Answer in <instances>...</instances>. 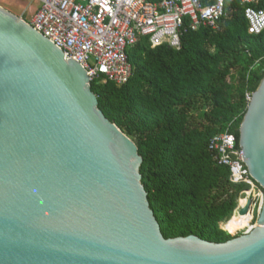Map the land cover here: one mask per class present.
Segmentation results:
<instances>
[{"label": "water", "instance_id": "water-1", "mask_svg": "<svg viewBox=\"0 0 264 264\" xmlns=\"http://www.w3.org/2000/svg\"><path fill=\"white\" fill-rule=\"evenodd\" d=\"M91 87L77 61L0 6V264H264V203L228 242L164 237L138 146ZM239 146L264 190V79Z\"/></svg>", "mask_w": 264, "mask_h": 264}, {"label": "trees", "instance_id": "trees-1", "mask_svg": "<svg viewBox=\"0 0 264 264\" xmlns=\"http://www.w3.org/2000/svg\"><path fill=\"white\" fill-rule=\"evenodd\" d=\"M245 8L228 1L219 30L193 31L187 19L180 50L153 48L143 38L129 52L134 72L127 84L92 83L99 108L138 146L142 183L167 239L234 238L222 225L248 186L231 183L209 145L230 125L239 144L247 93L264 79V31L249 33Z\"/></svg>", "mask_w": 264, "mask_h": 264}, {"label": "built area", "instance_id": "built-area-1", "mask_svg": "<svg viewBox=\"0 0 264 264\" xmlns=\"http://www.w3.org/2000/svg\"><path fill=\"white\" fill-rule=\"evenodd\" d=\"M39 10L29 23L64 54L65 60L77 61L90 83L101 81L118 86L133 76L129 52L143 38L153 48L169 45L181 49V38L188 28L219 30L227 14L228 1L245 6L249 33L264 31V0H37ZM253 93H247L248 104ZM233 125L210 142L214 161L231 172V183L245 184L235 215L251 199V220L243 228L249 233L256 225L264 203V190L251 177L243 150L232 131ZM224 231L229 233L225 228ZM240 230V231H243ZM240 231L231 236H236ZM246 233V234H247Z\"/></svg>", "mask_w": 264, "mask_h": 264}, {"label": "crops", "instance_id": "crops-1", "mask_svg": "<svg viewBox=\"0 0 264 264\" xmlns=\"http://www.w3.org/2000/svg\"><path fill=\"white\" fill-rule=\"evenodd\" d=\"M5 1H8L7 4L9 7H13L16 9L20 8L21 13H20V15H17V16L21 17L22 19H24L26 21H28L29 17L32 19L34 14L38 11V10L35 11L36 8L28 5L27 1H25V0H5ZM0 6H2L1 3H0ZM39 6H40V4H39ZM2 7L5 8L4 6H2ZM5 9L8 10L7 8H5ZM8 11H10V10H8Z\"/></svg>", "mask_w": 264, "mask_h": 264}, {"label": "bare ground", "instance_id": "bare-ground-1", "mask_svg": "<svg viewBox=\"0 0 264 264\" xmlns=\"http://www.w3.org/2000/svg\"><path fill=\"white\" fill-rule=\"evenodd\" d=\"M248 202V200H244L242 201L243 205H246ZM251 220V216H243V215H234L233 219H231L229 222L223 224L225 230L229 231L231 229L237 228L232 232H229V234H234L235 232H237L238 229H241L243 227H245Z\"/></svg>", "mask_w": 264, "mask_h": 264}, {"label": "rangeland", "instance_id": "rangeland-1", "mask_svg": "<svg viewBox=\"0 0 264 264\" xmlns=\"http://www.w3.org/2000/svg\"><path fill=\"white\" fill-rule=\"evenodd\" d=\"M25 1H27V4L30 5L31 7H35L36 8L35 11L39 10V8H40L39 4L40 3L37 0H25ZM7 2L8 1H5V0H1L0 1V3H1L2 6H4L5 8H7L8 10H10L12 13H14L16 15H20V13H21L20 8H17L16 9V8H13V7H9L8 4H7ZM30 20H31V18L29 17L28 21H30ZM222 227L224 228L223 225H222ZM247 231H248V229L247 230L240 231L236 236H233V237H238V236H241L243 234H246Z\"/></svg>", "mask_w": 264, "mask_h": 264}]
</instances>
